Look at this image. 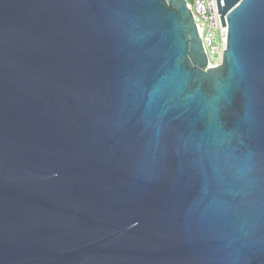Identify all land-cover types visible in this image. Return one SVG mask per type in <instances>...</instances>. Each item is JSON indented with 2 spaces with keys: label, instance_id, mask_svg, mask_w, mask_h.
Segmentation results:
<instances>
[{
  "label": "water",
  "instance_id": "water-1",
  "mask_svg": "<svg viewBox=\"0 0 264 264\" xmlns=\"http://www.w3.org/2000/svg\"><path fill=\"white\" fill-rule=\"evenodd\" d=\"M0 0V264H264V0Z\"/></svg>",
  "mask_w": 264,
  "mask_h": 264
},
{
  "label": "built area",
  "instance_id": "built-area-1",
  "mask_svg": "<svg viewBox=\"0 0 264 264\" xmlns=\"http://www.w3.org/2000/svg\"><path fill=\"white\" fill-rule=\"evenodd\" d=\"M223 5V0H219ZM193 20L201 39L209 67L221 63L223 50L226 46L227 24L222 27L220 13L217 10L216 0H186Z\"/></svg>",
  "mask_w": 264,
  "mask_h": 264
}]
</instances>
